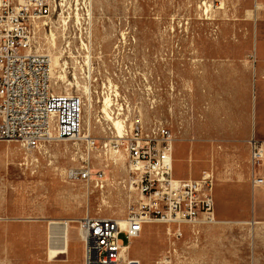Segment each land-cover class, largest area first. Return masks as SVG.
Segmentation results:
<instances>
[{
  "label": "rangeland",
  "instance_id": "rangeland-1",
  "mask_svg": "<svg viewBox=\"0 0 264 264\" xmlns=\"http://www.w3.org/2000/svg\"><path fill=\"white\" fill-rule=\"evenodd\" d=\"M57 1L60 4L50 28L55 46L50 45L52 36L39 38L40 53L51 57L54 90L82 98L83 133H89L97 143L115 135L111 133L113 124L104 118L103 98L108 95L110 116L124 124L136 121L149 127L162 121L168 126L182 147L174 144L173 177H188L196 170L183 159L189 153L191 49L202 45L209 31L222 35L232 29H251L239 22L252 21L258 13L240 0H215L213 9L201 0ZM259 6L261 3H255V8ZM81 149L79 142L52 141L40 153L32 152L38 160L31 161L25 160L30 153L19 141L0 140V245L5 252L8 238L29 239L24 233L31 228L45 230L37 236L45 241L39 246L37 261L28 260L27 249L18 245L9 250L12 260L0 249V264H78L75 257L81 243L74 220L86 213L125 218L129 197L116 184L127 177L123 160L114 166L112 151H91L92 167L109 164L104 169L108 180L100 190L92 182L70 181L65 176L68 167L83 163ZM219 181L215 177L214 189ZM215 214L214 222L183 224L178 238L172 236V227L171 233L167 232L166 223H146L131 240L126 259L138 264H264V231L238 223L236 214L222 211L217 201ZM63 221L71 225L69 241L64 253L51 258L48 227L50 222L60 225ZM119 238L125 237L120 234Z\"/></svg>",
  "mask_w": 264,
  "mask_h": 264
},
{
  "label": "built area",
  "instance_id": "built-area-1",
  "mask_svg": "<svg viewBox=\"0 0 264 264\" xmlns=\"http://www.w3.org/2000/svg\"><path fill=\"white\" fill-rule=\"evenodd\" d=\"M201 1L211 9L216 6L215 0ZM57 4V0H0V140H17L29 153L64 140L79 142L83 153L100 148L123 155L128 170L124 185L135 187L139 199L123 224L88 213L79 219L83 264H124V248L148 222L171 224L175 238L182 236L180 224L214 222V173L205 169L196 177L173 178L175 138L164 122L146 127L132 121L121 135L100 143L84 136L82 98L54 90L50 58L36 49L37 28H51ZM263 153L262 143L252 138V165ZM79 159L82 164L65 171L68 180L105 184L104 170L93 169L80 155ZM253 181L263 182L259 177Z\"/></svg>",
  "mask_w": 264,
  "mask_h": 264
},
{
  "label": "crops",
  "instance_id": "crops-1",
  "mask_svg": "<svg viewBox=\"0 0 264 264\" xmlns=\"http://www.w3.org/2000/svg\"><path fill=\"white\" fill-rule=\"evenodd\" d=\"M241 2L258 13L252 21L239 22L251 29H232L222 35L209 31L202 45L190 48L194 59L188 63L189 153L183 159L191 168L196 166L189 176L209 169L220 180L214 189L215 205L217 201L222 211L235 213L238 223L264 231V153L254 165L250 154L252 138L264 149V0ZM255 3L261 6L255 8ZM174 138L182 149L181 141ZM256 177L263 182H254ZM30 230L24 233L29 239L8 238V248L4 252L0 245L1 251L9 255L10 248L19 245L27 249L28 260L37 261L39 246L45 242L37 236L45 230ZM79 241L81 250L75 259L83 264Z\"/></svg>",
  "mask_w": 264,
  "mask_h": 264
},
{
  "label": "bare ground",
  "instance_id": "bare-ground-1",
  "mask_svg": "<svg viewBox=\"0 0 264 264\" xmlns=\"http://www.w3.org/2000/svg\"><path fill=\"white\" fill-rule=\"evenodd\" d=\"M50 36H52L51 38L53 40V41H50L51 42L50 45H52V47H53V46H55V36L52 34L51 29H49V30L48 29H43L41 27V25H39V27L37 28V35H36V49H37L38 52H42V50L40 49L39 42H38L39 41V38L46 40L47 38H50ZM49 58H50V77H51V57H50V55H49ZM56 77L58 78L57 75H56ZM67 94H69V93H67ZM110 100L111 99H110V97L108 95L104 96V98H103V112L106 113V116L104 118H107L113 124V127H112L113 129H112L111 133L115 134V135L112 136V137H115V136H119V135H121L123 133V129H124L125 125H127V124L126 123L124 124V121L123 120H117V118H114V117H111L110 116V114H109V112L107 110V108L111 105V101ZM84 136L85 137H91L89 135V133H86V132H85ZM111 138H109V139H111ZM93 151L94 150H92V152ZM92 152L89 151V149L88 150H85L84 149V153H83V149L79 150L80 156L83 159H86L88 161H90V156H91V153ZM27 158L31 159V161L32 160L34 161L35 158H36V155L35 154L33 155V153L31 152L29 154V156H26L25 157V160ZM120 159L123 160V164H124V168H125L124 157L121 154H114L113 158L111 159L112 160V165L116 166L117 165V161L120 160ZM91 167H92V165H91ZM108 167H109V164L108 163H105V164H103L101 166V168H94V167H92V168L93 169H102V170H104V169H107ZM173 178L174 179H179V178H175V177H173ZM107 180L108 179L105 178V182ZM124 181H125V178L124 179H121V180H116V184L120 188H122L126 192L127 196L129 197V208H130L135 202L138 201L139 194H138V192H137V190H136L135 187H129L128 188L126 185H124ZM92 186L94 188H99L100 190H103L104 189V184L101 187H99V186H97V185H95V184L92 183ZM106 218H111V217H106ZM79 219L80 218H78V219H76L74 221L76 223V230H77V234H78L79 240H81V233L79 231V224H78ZM113 219H116L121 224H123L125 218H123V220H119L117 218H113ZM214 221H216V219ZM55 223L56 222H50L49 227H48V229H49L48 249H49V256L51 258H55L59 254L65 252V243H66V241H69V234L68 233H69V228L71 226L66 221L61 222L60 225H54ZM181 226H182V224L179 225V229L180 230H181ZM171 227H172V225L167 223V232L168 233H171L170 232ZM131 240H130V242H131ZM130 242H129V244H130ZM129 244L124 248V255H123L124 264H138L136 261L126 259L125 254H126L127 248L129 247Z\"/></svg>",
  "mask_w": 264,
  "mask_h": 264
}]
</instances>
